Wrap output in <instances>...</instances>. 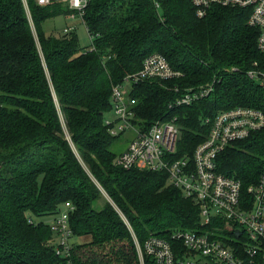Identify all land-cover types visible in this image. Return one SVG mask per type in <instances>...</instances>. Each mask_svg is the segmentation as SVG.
<instances>
[{
    "label": "trees",
    "instance_id": "16d2710c",
    "mask_svg": "<svg viewBox=\"0 0 264 264\" xmlns=\"http://www.w3.org/2000/svg\"><path fill=\"white\" fill-rule=\"evenodd\" d=\"M73 11L63 2L0 0V264L61 263L48 245L50 223L37 217L68 201L74 234L87 237L72 247L74 264H140L135 236L142 243L199 227L198 204L168 172L115 162L119 135L105 123L112 90L148 55L163 54L181 74L136 83V115L146 124L176 117L177 156H192L207 138V117L238 105L264 112V88L246 74L255 62L264 71L250 7L213 4L199 16L192 0H89L87 48L75 28L59 36L44 29ZM210 82L208 96L174 104ZM217 170L248 194L264 170V125L220 151Z\"/></svg>",
    "mask_w": 264,
    "mask_h": 264
},
{
    "label": "built area",
    "instance_id": "2783aa9c",
    "mask_svg": "<svg viewBox=\"0 0 264 264\" xmlns=\"http://www.w3.org/2000/svg\"><path fill=\"white\" fill-rule=\"evenodd\" d=\"M40 4L67 3L74 11L70 19H83L89 0H38ZM197 14L203 16L213 4L250 7L248 23L259 31L257 45L264 52V0H192ZM84 21V20H83ZM74 29L73 25L65 31ZM247 75L264 88V71L258 67ZM238 67L233 66V70ZM181 74L159 52L148 55L140 70L128 74L112 90V109L105 123L113 135L131 132L129 145L116 156L125 168L153 169L168 172V180L199 206V227L176 229L168 237L152 233L144 242L135 236L140 264H264V170L256 183L242 194L241 180L217 170V156L234 140L248 136L264 125V112L256 107L238 105L207 117L211 124L207 138L194 149L193 155L177 156L180 126L175 118L157 119L149 124L136 115L137 98L133 86L144 79H168ZM214 82L190 87L178 96L175 105L190 104L208 96ZM170 105H173L171 103ZM70 201L53 214V231L48 245L63 257L59 264H74L72 247L75 238Z\"/></svg>",
    "mask_w": 264,
    "mask_h": 264
},
{
    "label": "rangeland",
    "instance_id": "374dc122",
    "mask_svg": "<svg viewBox=\"0 0 264 264\" xmlns=\"http://www.w3.org/2000/svg\"><path fill=\"white\" fill-rule=\"evenodd\" d=\"M68 25H73L76 29V34L78 41L82 47H89L92 43V38L88 32V29L82 18L70 19L65 15H57L55 17H51L44 22V29L47 33H53L54 35H62L65 32V27ZM132 133L127 132L123 135L119 136L114 144V149L120 153L122 152L131 142ZM38 220H44L46 222H50L51 216L45 215L42 217H37ZM87 237H77L76 241L82 242V240H86Z\"/></svg>",
    "mask_w": 264,
    "mask_h": 264
}]
</instances>
